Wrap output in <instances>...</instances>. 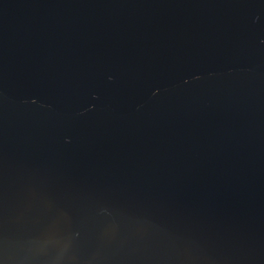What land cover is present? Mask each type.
<instances>
[{
  "label": "water",
  "instance_id": "water-1",
  "mask_svg": "<svg viewBox=\"0 0 264 264\" xmlns=\"http://www.w3.org/2000/svg\"><path fill=\"white\" fill-rule=\"evenodd\" d=\"M0 264H264V0H0Z\"/></svg>",
  "mask_w": 264,
  "mask_h": 264
}]
</instances>
